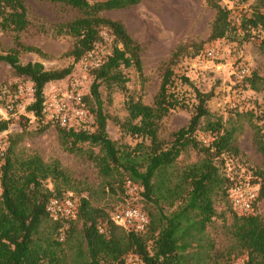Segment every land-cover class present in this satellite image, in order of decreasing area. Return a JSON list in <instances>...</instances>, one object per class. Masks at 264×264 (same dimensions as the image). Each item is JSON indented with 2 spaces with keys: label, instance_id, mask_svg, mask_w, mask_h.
Wrapping results in <instances>:
<instances>
[{
  "label": "trees",
  "instance_id": "1",
  "mask_svg": "<svg viewBox=\"0 0 264 264\" xmlns=\"http://www.w3.org/2000/svg\"><path fill=\"white\" fill-rule=\"evenodd\" d=\"M38 1L61 4L75 13L71 20L56 24L53 30L54 36L73 39L65 54L73 63L47 70L39 62H20L21 51L40 54L39 49L19 42V34L29 26L25 0H0V29L14 34L15 45L7 53L0 52V62L7 64L16 77L32 83L34 102L27 111L47 128L50 124L40 112L46 86L67 78L74 65L101 40V31L109 33L112 51L92 71V105L89 106V98L83 99L85 108L94 116L95 129L75 131L57 127V133L68 152L83 155L94 164L108 192L124 193L128 180L138 186L139 192L129 198L138 196L145 203L148 227L144 233H134L115 226L105 209L92 205L90 196L79 199L75 220L51 219L45 211L46 204L50 198L63 194L68 176L56 160L46 163L37 154H17V137H9L0 181V264H123L130 254L136 255L142 264H233V260L240 258L243 264H264V221L258 215L234 214L226 227L232 241L227 255L216 253L207 233L216 215L214 198L224 195L236 182L241 183L230 181L221 170L223 161L219 160L225 154H239L237 137L241 127L237 122L212 115L207 109L210 94L196 90L188 123L173 133L171 142L159 138L161 120L170 111L186 108L171 89L180 49L171 54L165 65L151 105L132 98L126 101L127 117L122 129L131 137L140 138V142L134 147L120 145L107 135V116L99 89L116 86L125 90L128 79L123 70L133 68L141 74L142 49L121 22L106 18L103 13L127 9L142 0ZM246 1H253L255 9L250 14L239 11L232 19L228 9L215 0H205L215 10L209 41L230 38L238 32L248 40L252 31H264V15L259 11L264 0ZM258 43L264 51V39ZM245 83L251 91L263 94L264 105V78L253 73ZM240 117L252 129V143L264 166L261 128L253 122V114L238 115L237 120ZM11 120H0V134L9 129ZM197 131L208 134L209 141L197 140ZM83 145L88 148H82ZM189 149L200 158L181 170L176 167L178 158ZM257 177L259 201L264 198V170ZM173 207L166 213L165 208Z\"/></svg>",
  "mask_w": 264,
  "mask_h": 264
},
{
  "label": "rangeland",
  "instance_id": "2",
  "mask_svg": "<svg viewBox=\"0 0 264 264\" xmlns=\"http://www.w3.org/2000/svg\"><path fill=\"white\" fill-rule=\"evenodd\" d=\"M96 2L100 0H89ZM219 5L230 11L232 19L239 11L250 14L255 9L253 1L246 0H215ZM29 26L19 34V42L27 47L40 50V54L21 51L19 60L22 64L29 62L42 63L47 70L60 69L73 63L65 54L73 45L69 37L53 35L54 26L71 20L75 13L61 4H51L38 0H25ZM264 15V6L259 8ZM103 16L121 22L131 37L140 45L142 72L139 74L133 68L123 70L128 81L125 90L116 86L108 89L101 86L100 99L103 112L107 116V135L120 145H134L140 138L131 137L122 129V123L127 117L126 101L130 98L140 100L145 105H151L158 92L161 76L171 54L180 49L181 55L176 61L174 70V91L184 104L183 109L170 111L160 122L159 138L171 142L172 135L185 126L191 117V106L195 103V91L210 94L207 109L215 117L223 120L236 121L241 127L237 137L239 154H225L219 160L223 161L221 170L233 181L259 184L257 174L264 170L261 157L256 153L252 143V129L246 120L238 118L245 113L253 114V122L261 128L264 135V105L261 92L251 91L245 80L253 73L264 78V51L259 48V40L264 39V31L251 32V37L243 39L240 32L233 37L209 41L211 24L215 10L210 8L205 0H142L138 5L116 11H108ZM101 40L94 46L101 50L106 59L112 51V37L106 30L101 31ZM15 47L14 34L0 29V52L7 53ZM94 49V48H93ZM214 49L218 55L214 58L206 56V51ZM244 68L245 75L237 70ZM187 79L184 82L183 79ZM93 81L92 70H85L79 60L72 73L61 81L49 83L44 90V97L52 95L66 86L78 83L81 85L84 98H89L92 105L90 86ZM28 80L14 75L13 70L0 62V108L8 101V95L14 94L19 87L25 90ZM7 91V94L4 95ZM34 102L22 94L21 108L13 117L7 130L9 137H17L16 153L21 156L37 154L44 162L53 160L59 162L68 176V182L63 193H72L77 199L90 196L93 206L105 209L110 215L117 209L134 206L145 214V203L138 196L129 198L126 191L122 193L108 192L105 181L99 176L94 164L85 156L70 153L62 145L57 133V127L51 125L44 128L27 108ZM88 105V104H87ZM87 129L93 131L94 116ZM0 116V120H1ZM2 119V120H7ZM41 129H44L41 131ZM197 140L207 143L209 135L200 131L195 133ZM82 148L87 149L86 145ZM97 152V149H94ZM200 156L194 150L183 152L178 158L176 167L183 169L199 160ZM220 161H218L220 163ZM237 183V182H236ZM52 188V184L48 183ZM136 195V194H134ZM128 196V197H127ZM173 208H165L166 213ZM216 215L212 224L207 227V233L213 240L216 253L227 255L232 241L226 230L234 216L228 190L224 195L214 198ZM254 214L264 221V198L257 200ZM243 260H233V264Z\"/></svg>",
  "mask_w": 264,
  "mask_h": 264
},
{
  "label": "built area",
  "instance_id": "3",
  "mask_svg": "<svg viewBox=\"0 0 264 264\" xmlns=\"http://www.w3.org/2000/svg\"><path fill=\"white\" fill-rule=\"evenodd\" d=\"M218 51L209 49L206 56L214 58ZM101 50L94 47L81 59V64L85 70H97L104 62ZM238 74L245 75L247 71L244 68L237 70ZM25 93L30 99H34V88L28 80L25 90L19 87L14 94L8 95V101L5 106L0 108L2 119L13 117L17 110L21 108V97ZM7 94V91L3 93ZM84 93L80 84L73 83L64 89L44 97L41 105V116L43 120L52 127H58L66 130H86L92 116L84 106ZM1 119V120H2ZM8 149L7 131L0 134V181L2 167L6 159ZM124 189L128 195H134L139 192V188L131 181H126ZM259 188L256 185L247 183H235L228 190V199L234 214L239 217H248L254 213L257 202ZM1 195V182H0ZM77 199L72 193H63L60 197H52L46 204L45 211L47 215L54 220L73 221L78 213ZM111 221L115 226L121 227L126 231L134 233H144L148 227L147 215L134 206H127L117 209L111 214ZM62 240V236L60 238ZM123 264H142L141 260L133 254L128 255ZM235 264H243V260Z\"/></svg>",
  "mask_w": 264,
  "mask_h": 264
}]
</instances>
